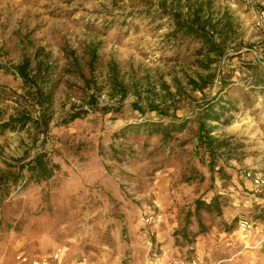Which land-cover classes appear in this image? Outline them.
<instances>
[{
  "label": "rangeland",
  "instance_id": "obj_1",
  "mask_svg": "<svg viewBox=\"0 0 264 264\" xmlns=\"http://www.w3.org/2000/svg\"><path fill=\"white\" fill-rule=\"evenodd\" d=\"M260 7L0 0V126L10 123L0 128V264L57 251L61 264L81 255L92 264H168L193 245L200 264H211L224 255L222 238L235 234L238 218L264 226V194L244 177L264 168V66H253L264 61ZM225 12L233 28L217 38L218 55L178 26L197 15L212 24ZM25 61L31 76L38 63L49 68L40 81L53 86L47 110L16 73ZM207 73L211 84L190 88L188 78ZM220 86L225 109L219 123H207L218 141L210 154L199 141L197 112ZM170 114L187 122L182 131L169 139L150 131ZM40 152L58 169L33 183L20 169Z\"/></svg>",
  "mask_w": 264,
  "mask_h": 264
},
{
  "label": "trees",
  "instance_id": "obj_2",
  "mask_svg": "<svg viewBox=\"0 0 264 264\" xmlns=\"http://www.w3.org/2000/svg\"><path fill=\"white\" fill-rule=\"evenodd\" d=\"M190 19V18H189ZM178 26L182 29H185L186 34H193L196 38H200L202 42L209 43V50L214 52L215 54H220L223 50L222 45L217 41V38L224 35L226 36L228 31H231L233 28V21L231 17H228L227 12H225L223 17H220L216 20L215 23L212 24H202L200 22V18L197 15V19L192 20H178ZM189 21V22H188ZM213 60H209V63H212ZM29 61H25L24 63L17 66L16 73L27 83L32 85L35 88V93L37 96V104L44 111L50 107L51 101L53 99V86L51 85L49 88L46 87V83L41 84L40 81L46 82L49 77L48 67L43 65L42 63H38L35 68H33L34 75L31 76L29 74ZM252 65V64H247ZM262 65L264 66V61H258L253 66ZM213 75L211 73L197 74L196 78H188L187 83L190 88L193 90H203L213 81ZM35 78V79H34ZM34 79V80H33ZM39 79V81H38ZM46 79V80H45ZM164 84V83H163ZM222 87L220 86L218 90L214 93L213 96H209L202 100L201 104L198 106L197 118L200 119L198 123V131H199V141L200 143H204L207 147V150L210 154H214L215 148L212 144L218 143L215 139H213L210 135L213 132L214 126H207L208 122H220L221 117L223 115V109L225 106L219 105L221 103L222 98L220 97L222 93ZM227 102V100H225ZM90 104L94 105V97L90 96ZM217 106V107H216ZM97 110H102L104 108L95 107ZM156 110L158 108H151ZM227 109V108H226ZM161 114H169V112L160 110ZM80 116V112H75L69 116V121H72ZM170 120L168 122L163 123H155L151 124L150 131L157 132L162 135L163 139H169L172 136L173 132H180L185 128L186 121L178 119L175 115L170 114ZM24 119V118H23ZM19 122V120L12 121ZM227 118L222 122L226 123ZM45 127L47 128L48 123L45 122ZM10 123L7 122L2 124V127H8ZM219 145V144H218ZM58 164L51 161L45 152H40L36 154L32 159H30L27 163L22 165L20 171L26 168L27 177L33 183H39L41 181L49 179L58 169ZM16 177L13 183H16L18 180ZM201 205L205 207V209L209 210L211 208V204H205L202 201H197V205ZM198 208V206H197Z\"/></svg>",
  "mask_w": 264,
  "mask_h": 264
},
{
  "label": "built area",
  "instance_id": "obj_3",
  "mask_svg": "<svg viewBox=\"0 0 264 264\" xmlns=\"http://www.w3.org/2000/svg\"><path fill=\"white\" fill-rule=\"evenodd\" d=\"M245 5L253 6L260 5L261 7L257 11V16L259 22L258 26L264 28V0H242ZM261 151L264 156V141L261 145ZM244 177L248 179L252 186V192L254 194H264V168L255 169L248 168L244 171ZM257 225V222L247 216H241L237 221V235L238 240L241 243V248L236 255L229 256L225 260V264H257L255 260H250L244 257L242 254L243 250H256L260 245L264 244V236L262 238H253L254 229ZM190 247L188 249V254L184 257H178L172 259L168 264H200L196 256L192 255ZM18 264H61L62 259L59 256L58 251L54 252L50 256L43 257H32L28 258L24 255L17 256ZM72 264H92L91 261L86 256H78L73 261ZM157 264V263H153Z\"/></svg>",
  "mask_w": 264,
  "mask_h": 264
},
{
  "label": "crops",
  "instance_id": "obj_4",
  "mask_svg": "<svg viewBox=\"0 0 264 264\" xmlns=\"http://www.w3.org/2000/svg\"><path fill=\"white\" fill-rule=\"evenodd\" d=\"M250 186H251V183H250ZM251 201H252V198L250 197V199L246 200L247 203L245 204V206L246 207H252L253 202H251ZM234 232H235V234L233 233L232 235L223 236L221 248L224 250V255L222 257L214 260L211 264H225L224 262L229 256L237 254V252L241 248V243L238 240L237 230ZM263 236H264V226L257 224L255 229H254L252 240L255 238H262ZM192 248L193 249L191 251L192 252L191 254L196 256V258L199 260V262L202 263V261L204 259L201 260L199 254H198L197 246L195 247L193 245ZM261 252H264V244L260 245L256 250H243L242 254H244L245 258L250 259V260H255L257 262V264H260L258 262V259L261 261V257H260ZM185 256H186V254H185Z\"/></svg>",
  "mask_w": 264,
  "mask_h": 264
}]
</instances>
